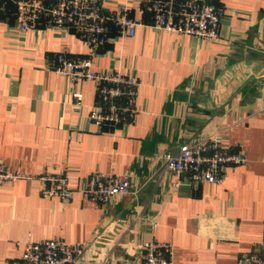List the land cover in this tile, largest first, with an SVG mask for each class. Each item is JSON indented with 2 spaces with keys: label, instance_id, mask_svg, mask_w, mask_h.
Segmentation results:
<instances>
[{
  "label": "crops",
  "instance_id": "crops-1",
  "mask_svg": "<svg viewBox=\"0 0 264 264\" xmlns=\"http://www.w3.org/2000/svg\"><path fill=\"white\" fill-rule=\"evenodd\" d=\"M102 1L109 10L128 6L140 24L127 38L110 24L93 68L120 67L142 86L135 121L100 130L87 116L94 83L75 85L76 105L71 79L52 69L57 52L82 56L87 44L53 25L19 31L16 0H0V161L17 172L65 174L75 188L63 201L43 196L35 179L0 181V264L21 256L29 238L87 244L76 264H140L151 238L172 242L174 264H236L261 250L264 0H217L226 9L216 41L152 27L142 0ZM215 131L245 164L228 166L219 184L159 178L165 152ZM95 171L129 174L131 192L105 204L88 199L80 189Z\"/></svg>",
  "mask_w": 264,
  "mask_h": 264
},
{
  "label": "built area",
  "instance_id": "built-area-1",
  "mask_svg": "<svg viewBox=\"0 0 264 264\" xmlns=\"http://www.w3.org/2000/svg\"><path fill=\"white\" fill-rule=\"evenodd\" d=\"M141 10L152 15V27L175 34L189 35L216 41L225 6L217 0H142ZM16 23L25 32L41 24L74 30L87 44L85 55L57 52L52 69L68 76L74 87L71 94L80 105L82 93L75 88L78 82L92 81L96 99L88 112V119L100 130L125 127L132 124L139 112L137 99L142 80L120 67L93 68V58L108 41L109 25L113 24L121 38L134 36L140 20L130 16L128 6L108 9L102 0H16ZM220 132L189 137L176 150L162 155L159 178L171 173L175 185L184 178L192 183L219 184L228 166L243 165L247 157L243 151L224 146ZM38 180L40 192L46 197L68 201L75 188L62 173L40 170L28 174L9 169L0 161V181L15 182L19 179ZM81 192L98 203H109L131 192L129 174L95 171L87 176ZM98 237H101L99 235ZM103 237V236H102ZM87 244L66 242L61 238L27 239L23 253L17 258H7L4 264H76L83 256ZM140 264H174L172 242L156 238L142 243ZM236 264H264V246L241 256Z\"/></svg>",
  "mask_w": 264,
  "mask_h": 264
},
{
  "label": "rangeland",
  "instance_id": "rangeland-1",
  "mask_svg": "<svg viewBox=\"0 0 264 264\" xmlns=\"http://www.w3.org/2000/svg\"><path fill=\"white\" fill-rule=\"evenodd\" d=\"M253 73H254V71L251 68L243 73L244 76L239 72L237 74V78H235V80H234V85H235L234 87L237 88L238 86H240L242 84V81L244 80V77H246V76L248 77V76H250ZM241 76H242V78H241V81H240L239 79H240Z\"/></svg>",
  "mask_w": 264,
  "mask_h": 264
}]
</instances>
